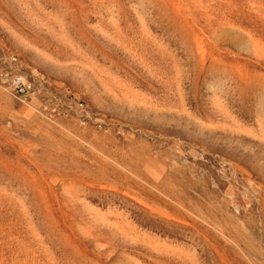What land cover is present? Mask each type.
I'll return each instance as SVG.
<instances>
[{
    "label": "rangeland",
    "instance_id": "1",
    "mask_svg": "<svg viewBox=\"0 0 264 264\" xmlns=\"http://www.w3.org/2000/svg\"><path fill=\"white\" fill-rule=\"evenodd\" d=\"M0 264H264V0H0Z\"/></svg>",
    "mask_w": 264,
    "mask_h": 264
},
{
    "label": "built area",
    "instance_id": "2",
    "mask_svg": "<svg viewBox=\"0 0 264 264\" xmlns=\"http://www.w3.org/2000/svg\"><path fill=\"white\" fill-rule=\"evenodd\" d=\"M6 84L12 96L23 102L34 104L36 111L46 118H52L57 113L63 116L72 114L80 125H85L91 118L90 112L86 110L85 104L80 99L68 95L65 105L60 106L54 99L44 96L39 87L24 74H11ZM34 100L36 104L33 103Z\"/></svg>",
    "mask_w": 264,
    "mask_h": 264
}]
</instances>
